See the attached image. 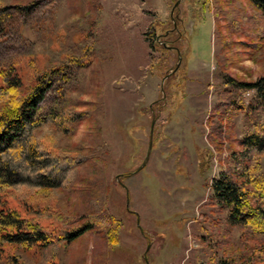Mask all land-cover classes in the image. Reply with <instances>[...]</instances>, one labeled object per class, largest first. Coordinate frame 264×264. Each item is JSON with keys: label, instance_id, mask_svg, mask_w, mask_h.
<instances>
[{"label": "rangeland", "instance_id": "rangeland-1", "mask_svg": "<svg viewBox=\"0 0 264 264\" xmlns=\"http://www.w3.org/2000/svg\"><path fill=\"white\" fill-rule=\"evenodd\" d=\"M6 2L22 10L12 9L0 65L25 81L55 70L39 110L52 118L40 136L79 164L40 199V211H50L32 215L24 198L8 200L54 242L4 246L0 264H255L254 229L230 225L210 185L259 122L255 92L230 80L264 77L261 12L248 0ZM176 10L186 34L162 59L148 32L176 28ZM154 120L149 162L136 173ZM85 222L94 229L68 245L55 237Z\"/></svg>", "mask_w": 264, "mask_h": 264}, {"label": "trees", "instance_id": "trees-1", "mask_svg": "<svg viewBox=\"0 0 264 264\" xmlns=\"http://www.w3.org/2000/svg\"><path fill=\"white\" fill-rule=\"evenodd\" d=\"M6 1L0 0V42L11 27L12 9L22 10ZM248 1L264 16V0ZM177 10L174 12L176 28L172 21L163 29L164 34H159L157 31L161 28L154 25L148 32L147 38L161 53V58L170 53L167 47L174 49L186 34ZM54 71L38 73L33 80L25 81L14 66L0 65V252L4 246L30 250L53 244L51 233L33 218L24 217L21 210L8 206V200L17 196L20 201L24 198L23 205L32 215L50 211L46 205L40 211L39 202L48 200L54 190L65 186L70 181L71 170L79 164L76 157L60 155L49 148L40 136L41 127L52 118L39 110L51 88ZM230 82L237 88L255 92L250 109L259 122L239 140L240 151L231 153L228 169L212 181L211 199L227 212L230 225L254 229L251 238L256 244L251 249L260 254L255 256L259 261L255 264H264V77L253 83ZM71 132L72 129L65 128L63 135ZM105 220V224H111L109 218ZM93 229V222H85L74 230L62 229L55 237L60 242L67 241L68 245ZM219 264L237 263L222 260Z\"/></svg>", "mask_w": 264, "mask_h": 264}, {"label": "water", "instance_id": "water-1", "mask_svg": "<svg viewBox=\"0 0 264 264\" xmlns=\"http://www.w3.org/2000/svg\"><path fill=\"white\" fill-rule=\"evenodd\" d=\"M179 2H180V0H178V2H177V4H176V7L179 5ZM172 14H173V12H172ZM164 45H166V44H164ZM178 55H179V62H181L182 57H181V53H180V51H178ZM179 64H180V63H179ZM168 77H169V76H168ZM168 77H166V78L163 80V82H162V92H163V93H164L163 84H164L165 80H166ZM154 125H155V120L153 121V123H152V127H151L150 144H149V149H148L147 156H146V158H145L143 164H142L141 167L137 170L136 173H139L140 171H142V170L146 167L147 163L149 162L150 154H151V149H152V146H153ZM127 194H128V191H127ZM128 204H129V200H128ZM138 221H139V219H138ZM145 260H147L146 257H145Z\"/></svg>", "mask_w": 264, "mask_h": 264}]
</instances>
